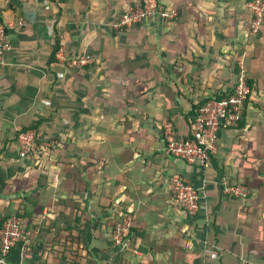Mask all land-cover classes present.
Masks as SVG:
<instances>
[{"label":"crops","instance_id":"obj_1","mask_svg":"<svg viewBox=\"0 0 264 264\" xmlns=\"http://www.w3.org/2000/svg\"><path fill=\"white\" fill-rule=\"evenodd\" d=\"M158 1L170 18L116 30L140 0H0L14 24L0 64V227L16 215L25 232L0 264H264V22L250 32L248 0ZM240 63V122L206 165L171 155L164 126L185 136ZM30 125L37 147L23 156L16 136ZM175 176L197 188L194 213L175 203Z\"/></svg>","mask_w":264,"mask_h":264},{"label":"built area","instance_id":"obj_2","mask_svg":"<svg viewBox=\"0 0 264 264\" xmlns=\"http://www.w3.org/2000/svg\"><path fill=\"white\" fill-rule=\"evenodd\" d=\"M27 2L28 0H20ZM247 7L250 13L248 23L250 32L256 34L264 22V0H248ZM154 14L162 18H170L171 13L164 9L158 0H140L137 6L127 5L120 18L112 24L116 30H122L137 24ZM14 26L13 23L0 19V64L9 49L7 44V29ZM17 27L26 26L25 20L19 18ZM59 58H63L59 55ZM88 55L80 57L77 62L85 64ZM247 71L243 63L237 66L235 83L232 92L222 97L212 94L206 97L198 105L189 120L188 133L178 137L170 124H166L163 130V139L167 151L187 163L206 165L210 156L216 150L218 133L226 127L236 126L241 119L244 101L250 93L247 83ZM20 155H28L37 147V135L34 130H21L16 136ZM226 193L242 197L246 196V188L239 184L223 183ZM171 192L175 203L190 213L198 209L199 193L197 188L180 177L171 178ZM131 218L124 216L117 222L112 230V239L116 244H123L125 235L129 231ZM25 239L23 220L12 215L7 217L0 227V262L4 263L5 257L13 246Z\"/></svg>","mask_w":264,"mask_h":264},{"label":"trees","instance_id":"obj_3","mask_svg":"<svg viewBox=\"0 0 264 264\" xmlns=\"http://www.w3.org/2000/svg\"><path fill=\"white\" fill-rule=\"evenodd\" d=\"M231 92H232V90H231L230 92H228L227 94H230ZM227 94H224V95H223V94H222V95H216V96L219 98V97L225 96V95H227ZM204 99H205V98H204ZM204 99H203V100H204ZM202 102H203V101H202ZM202 102H200V103H202ZM200 103H199V104H200ZM199 104H198V105H199ZM198 105H196V106L193 107V110H192V113H193V114H194L196 108L198 107ZM240 120H241V119H240ZM240 120H239V122H240ZM239 122H238V123H239ZM33 126H34V125H30L29 127H26V128H24V129H22V130L30 129V128H32ZM117 222H118V221L114 222V226L117 224ZM113 228H114V227H113ZM112 230H113V229H112ZM126 236H127V234L125 235V237H126ZM112 240H113V239H112ZM113 242H114V241H113Z\"/></svg>","mask_w":264,"mask_h":264},{"label":"rangeland","instance_id":"obj_4","mask_svg":"<svg viewBox=\"0 0 264 264\" xmlns=\"http://www.w3.org/2000/svg\"><path fill=\"white\" fill-rule=\"evenodd\" d=\"M164 6V5H163ZM165 8V7H164Z\"/></svg>","mask_w":264,"mask_h":264}]
</instances>
